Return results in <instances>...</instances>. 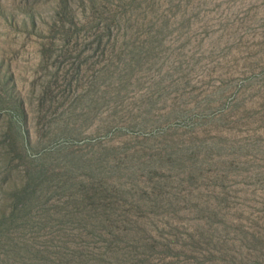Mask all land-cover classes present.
<instances>
[{
	"label": "rangeland",
	"instance_id": "1",
	"mask_svg": "<svg viewBox=\"0 0 264 264\" xmlns=\"http://www.w3.org/2000/svg\"><path fill=\"white\" fill-rule=\"evenodd\" d=\"M0 264H264V0H0Z\"/></svg>",
	"mask_w": 264,
	"mask_h": 264
}]
</instances>
